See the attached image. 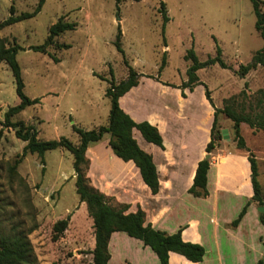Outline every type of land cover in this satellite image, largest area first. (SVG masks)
<instances>
[{"label":"rangeland","instance_id":"rangeland-1","mask_svg":"<svg viewBox=\"0 0 264 264\" xmlns=\"http://www.w3.org/2000/svg\"><path fill=\"white\" fill-rule=\"evenodd\" d=\"M37 1L0 0V21L9 16L11 5L18 14L31 12ZM160 3H164L169 18L164 35ZM60 17L75 24V29L54 39L46 54L32 51L30 47L41 45L49 27ZM254 22L249 0H124L119 5L114 0H45L35 17L0 31L8 44L14 42L22 48L16 61L24 94L40 100L11 120L32 124L38 139L65 137L73 144L78 137L71 125L83 130L106 125L110 109L105 96L108 81L113 78L118 83L127 77L123 56L114 46L120 29L124 58L142 75L126 98L139 118L146 117L150 108L159 104L178 109L177 91L182 96L184 89L180 86L186 81L190 64L184 59L187 50L193 48L198 60L205 61L215 57L216 46L221 49V59L229 69L214 64L197 71L202 85L194 87L189 101L196 105L192 108L200 111L203 122L207 117L201 103V98H206L205 88L217 108L232 96L247 103L259 89H264V66L244 77L235 73L240 65L250 63L263 46ZM62 45L69 48L62 49ZM163 52L166 65L159 71ZM18 102L9 68L0 63V121L5 111ZM183 112L185 117L179 125L189 124V112ZM224 124L229 130L228 138L221 139L217 146L236 149L232 123L219 115L218 127ZM240 127L245 146L257 159L258 181L264 189V132H253L246 124ZM106 139L107 134L97 143ZM24 144L11 129L0 126V230L22 232L31 246L34 264H92V220L75 192L71 154L63 149L48 151L41 164L36 154L27 153L12 171ZM96 150L99 156H106L102 145ZM87 182L92 187L88 179ZM110 204L118 207L113 199ZM66 217L67 229L59 238H53V224Z\"/></svg>","mask_w":264,"mask_h":264},{"label":"trees","instance_id":"trees-1","mask_svg":"<svg viewBox=\"0 0 264 264\" xmlns=\"http://www.w3.org/2000/svg\"><path fill=\"white\" fill-rule=\"evenodd\" d=\"M124 0H114L119 5ZM255 16L254 29L263 41L262 48L257 51L251 62L247 65H240L236 74L244 77L249 71L258 66H264V0H249ZM45 0H38L31 12L16 13L13 5L9 7V16L0 21V31L18 22L35 17L41 10ZM159 14L162 18V35H164L165 25L169 22L166 15L164 3H160ZM75 24L63 21L60 17L48 29L46 39L41 45L32 46L30 49L34 52L46 54L47 48L54 45V39L66 31H73ZM121 32L118 29L114 46L117 52L123 56V64L127 68L126 79L116 83L113 78L108 81L105 90V96L109 99L110 109L108 113V122L106 125L97 126L91 130H83L71 125V128L78 137V142L73 144L65 137H59L54 140H41L37 137V130L32 124L25 123L22 120L12 121L11 118L21 113L26 107L39 104V99H30L24 92V84L21 77L20 67L16 61L17 53L22 48L16 44H8L5 39L0 37V63H5L9 68L14 82L15 94L19 100L18 104L9 107L0 121L2 128L11 129L14 137L23 141L25 144L17 160H15L11 170L14 171L20 159L28 154H36L40 163L44 162V154L48 151L63 149L72 156V168L74 172V188L80 203L86 206L87 214L92 220L94 245L90 252L92 264H108L110 254L108 252V242L114 232L125 233L128 237L139 240L143 246L149 247L157 256L159 264H168V253H177L191 262H200L204 256V249L198 244L186 243L181 239V232L168 235L164 232L155 230L149 223L145 222V215L141 210L134 213H126L128 206L118 204L113 207L110 204L112 199L106 197L98 190L90 187L85 177V170L88 167L86 150L89 145L102 140L104 135H108V147L112 153L124 162L132 161L139 171L143 183L149 190L155 194L159 188L158 175L152 158L137 145L132 137V131L137 130L141 137L147 143H151L163 148L162 137L155 126L147 121L135 122L119 106L118 100L130 89L137 86L138 74L124 58V52L121 46ZM163 46L166 47L163 37ZM62 49L69 48V45L60 46ZM215 57H208L205 61H199L193 48L186 51L184 59L190 64L186 69V81L180 88L192 91L197 85H202L197 71L218 64L223 69H229L221 59V49L216 46ZM166 52H163L159 71L166 65ZM54 61H58L54 59ZM206 99L212 106L213 121L210 129V141L205 147L207 154L213 151L217 143L222 139L221 128L218 127V116L224 115L231 123V129L234 134L236 149L247 153V159L251 170V185L253 189L252 200L260 207L264 206V189L258 181L257 161L255 156L246 148L244 139L240 134V125L246 124L253 132H264V89H259L254 96L246 101H237V97H230L223 101L222 108H216L210 98V91L205 88ZM244 95V92L241 91ZM184 97V94L182 93ZM210 163L208 159L198 162L193 184L188 192L195 197H206V176ZM244 207L237 218L231 223L236 226L243 215ZM260 222L264 226V213L260 215ZM69 217L56 221L52 226L53 238H59L67 229ZM264 254V239L262 240ZM31 246L22 232L5 233L0 230V264H34ZM256 264H263L260 259Z\"/></svg>","mask_w":264,"mask_h":264},{"label":"crops","instance_id":"crops-1","mask_svg":"<svg viewBox=\"0 0 264 264\" xmlns=\"http://www.w3.org/2000/svg\"><path fill=\"white\" fill-rule=\"evenodd\" d=\"M133 89L120 97L118 103L135 122L147 121L162 137L163 148H160L144 141L137 130L132 131L137 145L151 156L156 167L158 191L153 194L149 190L132 161L124 162L112 153L108 139L91 144L86 150L89 161L86 178L90 185L115 203L127 205L126 213L141 210L145 222L155 230L168 235L180 230L182 241L198 244L204 249L200 262H191L169 252L168 264H256L260 259L264 264V226L260 222L261 213L257 211L260 206L252 200L247 154L222 145L206 153L214 112L207 99L201 98L207 116L203 122L200 111L192 108L196 105L189 103L196 88L192 92L184 89V97L177 91V110L159 104V107L150 108L146 117L139 118L133 106L126 102ZM183 109L189 112L186 117L189 124L182 122L179 125L185 117ZM221 130L226 134L229 132L226 124ZM100 145L106 156H99L96 149ZM206 157L210 163L206 176L207 196L195 197L188 190L193 184L198 162ZM244 207L245 214L236 226H232ZM108 252V264H159L149 247L122 232L111 234Z\"/></svg>","mask_w":264,"mask_h":264},{"label":"water","instance_id":"water-1","mask_svg":"<svg viewBox=\"0 0 264 264\" xmlns=\"http://www.w3.org/2000/svg\"><path fill=\"white\" fill-rule=\"evenodd\" d=\"M221 136H222V139H227V138H228V136H227L225 130H221ZM207 158H208V157H206V159H207ZM257 211H258L259 213L263 214V213H264V206H262V207H258Z\"/></svg>","mask_w":264,"mask_h":264}]
</instances>
